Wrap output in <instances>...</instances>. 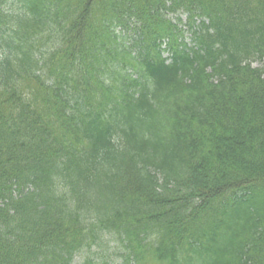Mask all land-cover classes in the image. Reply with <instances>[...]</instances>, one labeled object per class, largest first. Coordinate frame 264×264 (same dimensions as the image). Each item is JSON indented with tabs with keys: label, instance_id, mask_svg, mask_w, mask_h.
Returning a JSON list of instances; mask_svg holds the SVG:
<instances>
[{
	"label": "trees",
	"instance_id": "16d2710c",
	"mask_svg": "<svg viewBox=\"0 0 264 264\" xmlns=\"http://www.w3.org/2000/svg\"><path fill=\"white\" fill-rule=\"evenodd\" d=\"M254 62L264 0H0V264H264Z\"/></svg>",
	"mask_w": 264,
	"mask_h": 264
},
{
	"label": "rangeland",
	"instance_id": "374dc122",
	"mask_svg": "<svg viewBox=\"0 0 264 264\" xmlns=\"http://www.w3.org/2000/svg\"><path fill=\"white\" fill-rule=\"evenodd\" d=\"M78 260H79V258H78Z\"/></svg>",
	"mask_w": 264,
	"mask_h": 264
}]
</instances>
